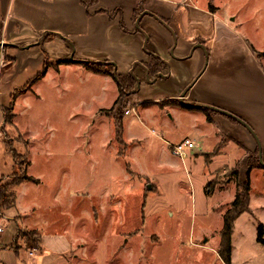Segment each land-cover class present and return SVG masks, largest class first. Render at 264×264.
<instances>
[{
	"label": "crops",
	"instance_id": "obj_1",
	"mask_svg": "<svg viewBox=\"0 0 264 264\" xmlns=\"http://www.w3.org/2000/svg\"><path fill=\"white\" fill-rule=\"evenodd\" d=\"M233 20L211 0H0V61H6L0 64V155L5 157L1 165L6 167L0 169V176L14 168L8 147L15 148L4 137V127L15 121V105L25 97L43 98L44 90L64 93L60 91L63 86L65 93L74 90L79 96L90 98L92 107L82 121L96 124L94 131L76 132L73 138L79 135L99 140L100 153L113 161H124L127 144L140 145L148 135L164 146L160 169L172 171L177 166L176 159L194 165L203 156L208 168L214 166L209 182L219 168L236 167L237 177L231 175L228 188H219L221 192L232 190V197L224 202L223 214L245 181H241L243 169L236 165L239 160L234 165H214L229 146L258 159V163H250L244 169L250 190L255 177L264 178V165L259 161L261 158L264 162L261 52ZM44 68L40 78L24 89ZM121 94H125L124 102L119 104ZM10 104L12 115L5 121L2 108ZM129 113L144 126L143 137L127 133L135 121L124 120L123 116ZM62 138L66 150L72 144V132H64ZM10 139L18 143L14 137ZM30 139L28 149L22 152L26 156L29 148L36 145L35 139ZM183 140L193 142L194 147L181 159L171 153V147ZM219 142H223L221 151L207 159L205 154ZM194 148H199L198 152ZM48 150L51 158L62 154L50 145ZM65 150V164L57 174L61 178L49 185L58 191L61 186L70 187L72 182L60 173L68 169L71 161L70 151ZM78 155L79 160L84 157L82 151ZM27 159L30 179L15 186V205L2 214L0 264H81L82 256L97 246L87 242V231L82 230L86 218L80 217L81 226L74 228L77 202L66 206L71 203L68 194L54 193L48 204L37 195L25 200L28 190H39L45 185L43 176L28 172L31 160ZM125 171L129 180L133 179L131 172L146 177L128 171L126 165ZM147 180V186L154 184ZM142 195L145 197V192ZM113 199L106 204H113L108 216L114 224ZM248 213L252 215L250 208L234 221L231 264L235 241L242 237L237 224ZM257 222L264 229V223L256 219L255 241ZM139 229L137 225L128 231L117 225L113 232L121 236ZM18 230L33 232L34 236L17 235ZM153 235L157 236L151 232L150 239ZM14 241L17 252L7 247ZM211 250L217 254L215 247Z\"/></svg>",
	"mask_w": 264,
	"mask_h": 264
},
{
	"label": "rangeland",
	"instance_id": "obj_2",
	"mask_svg": "<svg viewBox=\"0 0 264 264\" xmlns=\"http://www.w3.org/2000/svg\"><path fill=\"white\" fill-rule=\"evenodd\" d=\"M199 1L202 3V0ZM211 3L220 6L222 11L234 18L238 29L261 52L259 59L264 68V0H211ZM60 91L64 93L44 90L43 98L25 97L15 105V121L5 123V135H2L14 146L17 157L13 160V170L0 176L2 184H10L21 175L22 162L26 158L22 152L30 145L28 138L35 139L36 145L29 148L27 156L31 160L28 172L43 176L45 185L39 190H28L25 200L37 195L43 203L48 204L49 197L56 193L71 196V203L66 206L72 207L73 202H77L74 204L77 213L74 228L81 226L78 224L80 217L86 218L82 230L87 231V242L97 243L95 251H87L88 255L82 256L81 264H222L211 247L216 249L219 243L221 211L226 207L224 202L232 197V190L221 192L219 188H228L230 171L236 167L216 170L211 179L214 188L209 190L207 183L214 166L208 168L205 157L196 159L194 165L188 160L182 164L176 159L178 163L172 171L160 169L158 163L163 158L164 146L161 141L148 135L139 142L140 145L127 144L124 161H113L108 155L100 153L99 140L85 139L79 135L73 138L76 132L94 131L95 123L82 121L92 107L90 98L81 97L74 90L65 93L63 86ZM124 95L121 94L119 104L124 102ZM157 104L156 108H159ZM123 118H135L127 133L144 136L146 130L134 114L129 113ZM173 123L176 124L175 121ZM64 132H72V144L66 146V150L62 138ZM54 134L56 136L50 139ZM49 145L59 149L62 154L51 158ZM222 145L223 142L215 144L205 154L206 158L210 160L217 155ZM120 148L122 153V146ZM198 149L193 150L198 152ZM64 150L66 153L70 151L71 161L68 169L60 173L62 178L72 182L70 187L61 186L58 191L56 186L49 185L61 178L57 174L65 164ZM80 151L84 153L81 160L78 155ZM226 151L215 160L214 165H234L239 160L236 165L243 169L240 172L243 182L247 178L244 175L245 167L258 163L257 157H249L248 153H241L233 145ZM4 158L0 155V169L6 168L2 166ZM125 165L128 171H137L146 177L134 176L131 172L133 179L129 180ZM147 178L154 184L147 186ZM263 183L264 178L260 176L251 183L249 208L252 215L246 214L237 224L242 237L235 241L233 264H264V246L257 243L254 236L256 219L264 223ZM142 192H145V197ZM113 197L116 199L113 206L114 224L113 218L108 216L113 204H106ZM117 225L128 228V231L134 230L137 225L140 229L136 233L118 236L113 232ZM151 232L157 234L158 241L154 235L150 239ZM206 237L209 240L200 245Z\"/></svg>",
	"mask_w": 264,
	"mask_h": 264
},
{
	"label": "trees",
	"instance_id": "obj_3",
	"mask_svg": "<svg viewBox=\"0 0 264 264\" xmlns=\"http://www.w3.org/2000/svg\"><path fill=\"white\" fill-rule=\"evenodd\" d=\"M46 66L47 64L45 63V68ZM45 68L43 69V71L37 74L29 83H27L23 88L24 89L29 88L34 81L40 78V76L44 73ZM94 70L97 71L98 69H94ZM13 100H14V95L12 97V102ZM2 111L5 121L9 120L12 115L11 114L12 104H10V106L3 107ZM8 151L9 153H11L13 160H15L17 157L15 150L9 146ZM25 157L26 158L22 162V171L20 176L16 177L13 180V182H11L10 184L8 183L2 184V179H0V216L2 215V212L15 205V198H16L15 186L18 185L23 180L30 179L29 176L27 175V167L29 161L27 159V156ZM230 174L237 177L238 170L233 169L230 171ZM207 186L209 187V190L211 189L213 190L214 188L213 185H211V181L207 183ZM249 193H250V181L249 178L247 177L244 183L242 184V187L241 188L239 187L237 189L234 198L232 199V201L229 203L228 207L222 214V224L219 230V243L216 248V252L224 264H231V235L233 232L234 221L242 212L248 211ZM19 233L28 238L34 236L33 232H29L25 230L23 231L18 230L17 235ZM256 241L264 246V229H263V225L260 222H257L256 224ZM7 247L12 248L15 252H17L15 241L10 245H7Z\"/></svg>",
	"mask_w": 264,
	"mask_h": 264
},
{
	"label": "built area",
	"instance_id": "obj_4",
	"mask_svg": "<svg viewBox=\"0 0 264 264\" xmlns=\"http://www.w3.org/2000/svg\"><path fill=\"white\" fill-rule=\"evenodd\" d=\"M6 61L1 59L0 64H4ZM129 110H125V113H128ZM194 147V143L189 141V140H183L177 144H174L171 147V153L174 156H177L181 159L186 158V156L188 155V152ZM2 215L0 216V234L3 232L4 230V225L2 223Z\"/></svg>",
	"mask_w": 264,
	"mask_h": 264
},
{
	"label": "water",
	"instance_id": "obj_5",
	"mask_svg": "<svg viewBox=\"0 0 264 264\" xmlns=\"http://www.w3.org/2000/svg\"><path fill=\"white\" fill-rule=\"evenodd\" d=\"M234 118H235V117H234ZM260 162H261L262 165H264V163L261 161V158H260ZM204 243H206V238H204V239L202 240V244H204Z\"/></svg>",
	"mask_w": 264,
	"mask_h": 264
}]
</instances>
